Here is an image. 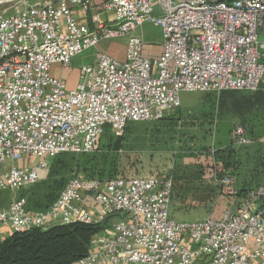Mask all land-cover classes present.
<instances>
[{"label": "built area", "instance_id": "1", "mask_svg": "<svg viewBox=\"0 0 264 264\" xmlns=\"http://www.w3.org/2000/svg\"><path fill=\"white\" fill-rule=\"evenodd\" d=\"M92 3L0 10V191L34 186L52 158L94 151L108 128L122 137L128 122L178 111L183 92H255L264 82V0H105L89 28L70 6L86 12ZM144 25L161 34L157 58L147 57L144 40L132 35ZM125 37L123 60L97 53L79 68L72 89L52 70L69 71L88 49ZM231 140L251 144L241 125ZM215 180L221 197L238 199L229 175ZM173 189L174 181L158 173L71 177L44 212L28 211L24 201L0 208V241L109 221L74 264H264V186L227 205L221 219L194 223L170 217Z\"/></svg>", "mask_w": 264, "mask_h": 264}, {"label": "rangeland", "instance_id": "2", "mask_svg": "<svg viewBox=\"0 0 264 264\" xmlns=\"http://www.w3.org/2000/svg\"><path fill=\"white\" fill-rule=\"evenodd\" d=\"M56 1L0 0V10H7V13L11 14L23 11L32 4L48 6L54 5ZM142 34L143 40L148 41L147 46H149V49H152L153 53L160 52V49L152 43L155 37L159 36L158 30L149 25H144ZM97 49L113 57L125 55L124 40L122 38L100 42ZM96 53L94 48L88 49L73 59L72 68L69 71L60 70L65 73L66 79L63 82L67 89L74 87L71 84L78 79L79 68L92 63ZM116 58L118 59V57ZM223 96L225 94L183 92L180 95L181 108L174 113H170V115H174L173 123H130L134 131L130 137L125 139L123 143L125 148L118 152L108 153L106 151L109 139L115 136L108 128L104 132L105 134L103 133L99 138L94 153L76 155V159L72 162L73 169L68 173L66 179L80 177L107 181L116 177L125 179L144 177L154 167L152 160L161 165L154 167V169H157L162 168L163 165L165 166L169 159H174L175 164L176 162L183 166L194 164V170H185L181 176V182L186 186H190L193 183L189 179H192V177L197 179L199 174H201L199 179L200 177H206L204 181H210V177H215L214 180L219 181L222 177H217V173L216 176L214 174L211 176L209 171L214 170L212 169L215 165L213 159L217 160L223 157L229 162L230 168H234L236 171L235 176L238 179V187L245 185L248 189H254L264 185V151L262 148L264 144V105L258 106L259 108L253 107L248 112H242V115L237 116L232 113L231 108H226L230 99H224ZM239 96L248 95L241 93ZM221 99L226 104L222 110L220 109ZM240 124L245 125L252 132V135L251 145L238 149L231 145L230 137L233 129ZM111 173L113 176L109 177ZM210 183H207L206 186L210 192L209 198L217 203L218 194L215 193L213 185ZM201 185L199 184V186ZM31 190L32 187H27L9 191L8 196L3 200V207H8L15 201L26 203L29 195L23 196V192ZM105 229L107 227L103 230Z\"/></svg>", "mask_w": 264, "mask_h": 264}, {"label": "trees", "instance_id": "3", "mask_svg": "<svg viewBox=\"0 0 264 264\" xmlns=\"http://www.w3.org/2000/svg\"><path fill=\"white\" fill-rule=\"evenodd\" d=\"M215 2H232L234 0H212ZM264 82L261 83L258 90L255 92L250 91H223L225 94L222 98H229V104H225L221 99L220 109L222 110L225 105L226 108H231L234 115L240 116L242 112H248L253 107L264 105ZM248 96H239L240 94ZM174 115H168L161 120L146 121V122H162L173 123ZM128 122L122 137L113 136L108 141L106 151L109 153L118 152L125 148L123 144L127 137H130L134 128ZM246 130L248 139H251L252 132L247 129L245 125L240 124ZM239 125V126H240ZM107 130V129H106ZM105 130V132H106ZM264 133V127H263ZM105 134V133H104ZM231 145L234 148L240 149L249 145L237 146L231 140ZM251 141V140H250ZM94 151L90 153H94ZM220 152V151H219ZM88 154H62L54 157L47 165L45 174L41 177L40 181L35 183L31 191L23 192L24 195H29L26 201V209L28 211L44 212L58 197L59 193L67 184L66 179L68 173L73 169L74 160L76 155H90ZM174 160V159H173ZM215 165L212 167L213 174L217 177H223L228 174L233 180L236 189L237 198L244 197L248 192L258 189H248L247 186H237L236 171L230 168L229 162L226 158L213 159ZM177 165H181L176 162ZM194 168V167H193ZM196 168V167H195ZM193 170V169H192ZM216 170V171H215ZM219 170V172H218ZM201 176V174H199ZM197 175V179H199ZM113 174H109L112 177ZM195 179V178H192ZM103 181V180H100ZM106 181V180H105ZM109 181V180H107ZM218 188V187H217ZM219 192V189L217 190ZM9 191H0V208H3V200L8 196ZM30 193V194H29ZM109 221L98 224L86 225L82 223H73L71 225H57L47 230L35 229L29 232H16L8 234L0 241V264H74L84 259L91 250L90 241L92 237L103 231L104 228L109 227Z\"/></svg>", "mask_w": 264, "mask_h": 264}, {"label": "crops", "instance_id": "4", "mask_svg": "<svg viewBox=\"0 0 264 264\" xmlns=\"http://www.w3.org/2000/svg\"><path fill=\"white\" fill-rule=\"evenodd\" d=\"M105 0H93V3L91 5V8L83 12L82 10L75 8L73 6H70L72 8L73 13H75L79 24L83 26H88L89 28H94V24L91 21V18L93 15H96L100 13L101 7ZM103 21H106L107 23H110L112 21L111 15H105L101 16ZM157 30V29H156ZM133 36H137L139 38H144L141 30H136L132 33ZM158 35L153 40V45H156L160 52L153 53L152 49H149V46H147L148 41L144 39L145 45H144V53L149 58H157L161 51V34L158 30ZM124 40V49L126 47V43L128 38H122ZM97 53H103L101 50L97 49V46L94 48ZM126 50V49H125ZM96 53V54H97ZM95 54V55H96ZM109 55V54H108ZM110 56V55H109ZM95 57V56H94ZM113 57V56H111ZM118 57V59L116 58ZM116 57H113L117 60H123L124 55H116ZM94 60V59H93ZM93 62V61H92ZM53 72L56 76H58L62 81L66 79L65 73L61 72L57 67H53ZM79 79V75H78ZM78 79H76V82L71 84L72 86L76 85L78 82ZM65 84V83H64ZM67 84V83H66ZM74 87H71L72 89ZM154 167L161 166L154 162V160L151 161ZM168 163L162 168L153 169L149 172L148 176L152 175L154 173L160 174L162 177H170L172 181H174V189L171 196V208H170V217L176 222V223H194L199 221H204L206 218L211 217L214 220L221 219V215L224 212V209L229 204H234L235 201L238 202V199H233L229 197H221L219 193L217 192V184L216 180H214V177H210V181L213 185L214 191L216 194H218V200L217 203H215V200L209 198L210 192L207 190L208 187L207 183H210V181H204V177H200V179H189L190 182L193 184H190V186L184 185L183 182H181V176L185 172V170L191 171V169L194 170L193 166L194 164H186V165H177L174 163L173 159H169L167 161ZM187 166V167H185ZM211 176H213V171L210 170ZM193 178V177H192ZM210 183V184H211ZM199 184H202L199 186ZM211 188V187H210ZM8 235V234H7ZM4 237V236H3ZM188 237L184 238V243L189 244Z\"/></svg>", "mask_w": 264, "mask_h": 264}]
</instances>
